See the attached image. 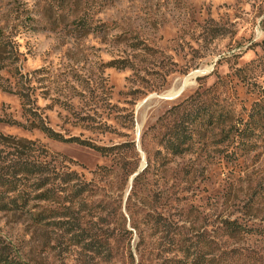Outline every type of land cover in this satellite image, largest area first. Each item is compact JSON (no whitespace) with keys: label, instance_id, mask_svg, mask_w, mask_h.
I'll use <instances>...</instances> for the list:
<instances>
[{"label":"rangeland","instance_id":"rangeland-1","mask_svg":"<svg viewBox=\"0 0 264 264\" xmlns=\"http://www.w3.org/2000/svg\"><path fill=\"white\" fill-rule=\"evenodd\" d=\"M5 263L264 264V0H0Z\"/></svg>","mask_w":264,"mask_h":264},{"label":"trees","instance_id":"trees-1","mask_svg":"<svg viewBox=\"0 0 264 264\" xmlns=\"http://www.w3.org/2000/svg\"><path fill=\"white\" fill-rule=\"evenodd\" d=\"M242 230H243V229H242ZM242 230H241V231H242ZM5 264H6V263H5Z\"/></svg>","mask_w":264,"mask_h":264}]
</instances>
